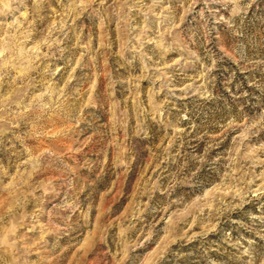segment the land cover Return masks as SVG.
I'll use <instances>...</instances> for the list:
<instances>
[{"label":"rangeland","instance_id":"obj_1","mask_svg":"<svg viewBox=\"0 0 264 264\" xmlns=\"http://www.w3.org/2000/svg\"><path fill=\"white\" fill-rule=\"evenodd\" d=\"M0 264H264V0H0Z\"/></svg>","mask_w":264,"mask_h":264}]
</instances>
